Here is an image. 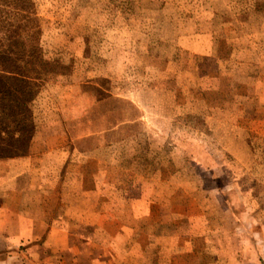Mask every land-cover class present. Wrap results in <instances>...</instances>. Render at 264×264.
Wrapping results in <instances>:
<instances>
[{"label":"rangeland","instance_id":"obj_1","mask_svg":"<svg viewBox=\"0 0 264 264\" xmlns=\"http://www.w3.org/2000/svg\"><path fill=\"white\" fill-rule=\"evenodd\" d=\"M30 139L84 263L179 230L194 264H264V0H0V158Z\"/></svg>","mask_w":264,"mask_h":264},{"label":"crops","instance_id":"obj_2","mask_svg":"<svg viewBox=\"0 0 264 264\" xmlns=\"http://www.w3.org/2000/svg\"><path fill=\"white\" fill-rule=\"evenodd\" d=\"M26 142H29L26 152L0 158V264H90V260L91 264H102L101 257L96 255L84 263V250L73 242L69 234L68 226L88 222L80 212L71 215L70 203L64 201L68 187H54L53 180H47L53 179L47 171L38 176L45 178L41 186L31 184L29 179L38 173H34L33 167L28 165L31 155L27 154L28 151L32 153L33 140ZM50 152L43 155L47 158ZM43 192L49 196L45 203L39 197L31 196H41ZM53 194L61 195V199ZM182 219V224L185 222L187 228L193 226V220ZM178 231L174 230L168 236L158 234L156 243L152 239L149 246L158 249L159 257H167V260L154 264H183L186 258L191 259L189 264L195 263L192 259L199 257V254H194L197 249L191 240L193 235ZM201 235L205 236V250H208L207 229ZM149 246L145 245L147 258H151ZM150 263V259L145 260V264Z\"/></svg>","mask_w":264,"mask_h":264}]
</instances>
